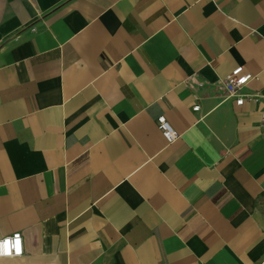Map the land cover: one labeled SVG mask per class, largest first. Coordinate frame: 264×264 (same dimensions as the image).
I'll use <instances>...</instances> for the list:
<instances>
[{
	"label": "crops",
	"instance_id": "obj_1",
	"mask_svg": "<svg viewBox=\"0 0 264 264\" xmlns=\"http://www.w3.org/2000/svg\"><path fill=\"white\" fill-rule=\"evenodd\" d=\"M263 102L264 0H0V264H264Z\"/></svg>",
	"mask_w": 264,
	"mask_h": 264
},
{
	"label": "built area",
	"instance_id": "obj_2",
	"mask_svg": "<svg viewBox=\"0 0 264 264\" xmlns=\"http://www.w3.org/2000/svg\"><path fill=\"white\" fill-rule=\"evenodd\" d=\"M253 78L254 75L246 71L245 66L242 65L232 70L224 79H220V83L226 90L228 96L235 98L236 104L241 106L247 99L257 100V96H252L243 92V89ZM199 109L200 104L193 106L194 111H199ZM262 121L264 123V115ZM156 122L164 139L167 140L169 144L177 141L180 137V133L176 130L174 125L171 124L166 115H160ZM23 239V233L18 231L11 233L9 236L0 238V252L6 253L0 255V257L11 258L24 255Z\"/></svg>",
	"mask_w": 264,
	"mask_h": 264
},
{
	"label": "clouds",
	"instance_id": "obj_3",
	"mask_svg": "<svg viewBox=\"0 0 264 264\" xmlns=\"http://www.w3.org/2000/svg\"><path fill=\"white\" fill-rule=\"evenodd\" d=\"M4 254H6V253H4V252H0V255H4Z\"/></svg>",
	"mask_w": 264,
	"mask_h": 264
}]
</instances>
